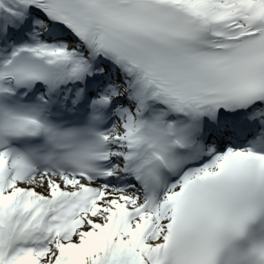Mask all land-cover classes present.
<instances>
[{
    "label": "snow or ice",
    "instance_id": "snow-or-ice-1",
    "mask_svg": "<svg viewBox=\"0 0 264 264\" xmlns=\"http://www.w3.org/2000/svg\"><path fill=\"white\" fill-rule=\"evenodd\" d=\"M0 264H264V0H0Z\"/></svg>",
    "mask_w": 264,
    "mask_h": 264
}]
</instances>
